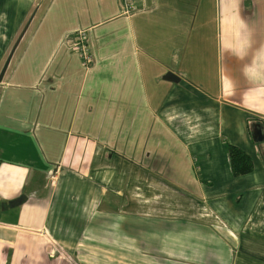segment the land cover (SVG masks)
I'll return each mask as SVG.
<instances>
[{"label":"crops","instance_id":"0c3cea01","mask_svg":"<svg viewBox=\"0 0 264 264\" xmlns=\"http://www.w3.org/2000/svg\"><path fill=\"white\" fill-rule=\"evenodd\" d=\"M132 2L0 0V264H264V0Z\"/></svg>","mask_w":264,"mask_h":264},{"label":"built area","instance_id":"2783aa9c","mask_svg":"<svg viewBox=\"0 0 264 264\" xmlns=\"http://www.w3.org/2000/svg\"><path fill=\"white\" fill-rule=\"evenodd\" d=\"M118 4L120 12L125 14L130 13L134 8L132 0H118ZM85 29L86 28H78L72 32L71 44L75 45L77 53L81 59V63L87 67L90 64L91 56L84 42ZM48 252L50 254L53 252L51 244L49 245Z\"/></svg>","mask_w":264,"mask_h":264},{"label":"trees","instance_id":"16d2710c","mask_svg":"<svg viewBox=\"0 0 264 264\" xmlns=\"http://www.w3.org/2000/svg\"><path fill=\"white\" fill-rule=\"evenodd\" d=\"M227 156L234 176L246 173L251 168V160L249 156L234 144H227Z\"/></svg>","mask_w":264,"mask_h":264},{"label":"water","instance_id":"95a60500","mask_svg":"<svg viewBox=\"0 0 264 264\" xmlns=\"http://www.w3.org/2000/svg\"><path fill=\"white\" fill-rule=\"evenodd\" d=\"M24 29H25V26L21 29L20 33L18 34L16 39L13 41V43H12V45H11V47H10V49H9L5 59H4L2 65L0 67V78H1V75H2V73H3V71H4L5 67H6V64H7L8 60H9V58H10V55H11V53H12V51H13V49H14V47H15V45H16V43H17V41H18V39H19V37L22 34ZM162 77L165 78V79H172V80L173 79H177V77L174 75V73L172 71H170V70L165 71ZM252 136H253L254 139H260V132H259V128H258L257 124L253 125Z\"/></svg>","mask_w":264,"mask_h":264},{"label":"rangeland","instance_id":"374dc122","mask_svg":"<svg viewBox=\"0 0 264 264\" xmlns=\"http://www.w3.org/2000/svg\"><path fill=\"white\" fill-rule=\"evenodd\" d=\"M19 2V1H18ZM19 10H22L23 8H25V5H23V3L22 4H20L19 3ZM31 12V11H30ZM30 12H29V14H30ZM21 14V13H20ZM22 20V19H21ZM26 23H27V19H24L23 20V22H22V24H21V27H20V29H19V32L21 31V29L24 27V26H26ZM77 52V51H76ZM27 55V54H26ZM77 55H78V53H77ZM78 57H79V55H78ZM27 58H28V56H27ZM79 61L81 62V59H80V57H79ZM83 65V64H82Z\"/></svg>","mask_w":264,"mask_h":264}]
</instances>
